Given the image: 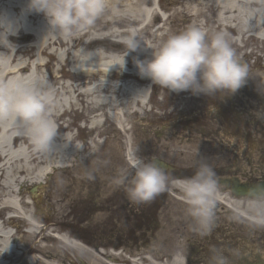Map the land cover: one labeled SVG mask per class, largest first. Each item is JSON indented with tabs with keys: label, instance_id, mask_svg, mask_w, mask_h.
Segmentation results:
<instances>
[{
	"label": "bare ground",
	"instance_id": "1",
	"mask_svg": "<svg viewBox=\"0 0 264 264\" xmlns=\"http://www.w3.org/2000/svg\"><path fill=\"white\" fill-rule=\"evenodd\" d=\"M26 3L27 0H0V13L18 16ZM108 5V10L91 29L73 36L57 32L45 35L47 22L43 14H28L25 27L19 35L9 37L17 44V49L9 50L0 46V84L16 79L33 83L46 78L41 72L42 67L47 65L42 64L45 56L56 58L59 66L68 59L73 62L72 74L69 75L73 82H60L56 86L46 78L50 87L45 88L44 92L50 98L49 111L59 132L56 152L44 154L36 151L29 138L22 134L23 127L12 114L0 118V264H63L67 257L65 247L84 252L78 240L67 234L57 233L54 236L53 231L45 225H38L39 219L32 210L36 203L33 197L27 195L26 188L31 185L36 186L34 190H44V197L52 199L58 213L64 218L69 206L77 203L75 193L68 191L71 180L69 172L73 170L78 180V199L86 203L90 210L89 222H96L105 216L103 210L109 209L111 204L114 171L122 163L121 148L124 149L123 157L127 159L126 149L131 147L129 141L134 142V135L138 131L132 119L146 115L151 88L167 90L148 78H142L134 57L150 58L151 52L157 50L170 35L180 33L191 25L200 26L209 36L218 31L229 33L232 46L240 52L246 46L244 40L255 39L264 43V0H187L181 5L182 13L186 12L189 23L168 27L165 25L170 24L171 16H162V5L156 0H108ZM158 19H163L162 25L149 31ZM208 22L211 23L209 26ZM163 29L164 32L159 33ZM131 31L137 33L145 49L130 53L126 57V70L119 71V66L113 65L123 61L127 53L124 39ZM23 36L30 39L24 40ZM81 50L92 54L91 60L82 66V70L77 69L73 58V53ZM248 68L249 71L252 69L250 66ZM121 78L122 81H118ZM248 79H256V88L264 91V75H256L251 71ZM170 92L175 96L186 97L188 91ZM188 101L195 103L193 108L196 105L200 109L199 119L209 114L206 109L208 103L205 105L203 99L195 101L186 98L180 101L183 108L176 106L165 113H156V119L186 114L189 110ZM73 111L76 117L73 123L81 118L77 126L88 134L86 146L84 139H79L71 129L73 124L69 118ZM148 125H140L143 133L149 130ZM193 128L186 136H180L179 131L174 130L165 133L160 141L151 139L148 141V152L178 164L198 157L202 148L209 145V139L206 135L203 138L195 134L196 127ZM82 153L88 155L87 164H77ZM51 174L54 179L44 187L42 180ZM182 183L176 181L174 185L181 190ZM97 191L102 194L100 201H97ZM172 195L174 199H169L163 213V218L171 222V228L176 217L181 214V200L184 201L183 194ZM217 200L225 207L249 217L240 206H250L253 200L236 202L221 193H217ZM21 226L27 228L23 240L13 230ZM169 243L166 239L164 246L173 251L171 263L185 264L183 243L177 239ZM91 256L93 264H104L103 256L108 257V264H167L161 262L156 249H141L138 254L126 250H102Z\"/></svg>",
	"mask_w": 264,
	"mask_h": 264
},
{
	"label": "rangeland",
	"instance_id": "2",
	"mask_svg": "<svg viewBox=\"0 0 264 264\" xmlns=\"http://www.w3.org/2000/svg\"><path fill=\"white\" fill-rule=\"evenodd\" d=\"M156 1L160 2L162 5V8H160L162 16H171V21L169 20L170 24H166V27L174 24H182L185 26L189 23L188 18H186V12L182 13L183 6L181 5V2L187 0H180L179 3L177 0ZM177 10L178 12L175 13ZM202 18L203 17L201 16L200 19ZM173 19L174 21L172 22ZM162 23L163 19H158L154 25L150 27L149 31L162 25ZM210 24L211 23L208 22V26ZM130 28H133V26L130 25ZM162 32H164V29L159 33ZM232 37H234L233 34ZM22 38L24 40L30 39L27 36H23ZM146 38L149 37L146 36ZM244 42L243 43L246 46L242 49L243 51H236L238 57L243 63L252 68L249 72L254 71L256 75H264V43L255 39L244 40ZM239 43L241 44L240 41ZM244 53L249 55L245 56ZM72 63V60L68 59L64 65L62 64L59 66L56 58L45 56L42 64L47 65L42 67L41 72L52 85L58 86L60 82L66 81L73 82L69 76L72 74L73 70ZM48 77H50V79ZM118 81H122V78ZM154 90L155 93L147 107L146 115L132 119V124L138 131L137 134L134 135V142L129 141L131 147L128 150L126 149V154L128 153L127 159L123 157L124 149L121 148L122 163L114 171L111 204L109 209L103 210V212H105L103 218L93 223L89 222L88 218L90 210L86 203L80 202L78 199L80 196L77 194L78 180L73 175V170L69 172L71 180L69 182L68 191L69 193H75L77 196V203L69 206V210L66 212L67 215L64 218L58 213L57 207L52 199L44 197V190H34L36 186L31 185L29 188H26L27 195L33 197L35 200L36 204L35 206L33 205L32 210L36 213V216L39 219L38 223L40 225L44 224L45 227L50 231L52 230V233L54 234H67L70 238L78 240L82 245V250L84 252L65 247L67 250V257L63 264H93L90 261V259H93L91 255L102 250L105 252L109 250H126L130 253H140L135 247H142L147 250L156 249L161 257L160 259L162 263L167 262V264H172L171 257L173 256V251H169V247L164 246L166 239H168V245H170L169 242L174 239L183 243V254L186 264L192 263V260L195 258H199V261L202 263L209 264V257H213L214 254L222 256L225 260V264H238L239 238H242L244 241L248 240L250 242H256L257 246L251 245L250 243L245 244V242L242 244V246L248 247L250 250L253 249L256 251L255 248H264V244L260 243V240L264 239V223L252 221L240 213L228 207H224V205L218 200L214 209V223L212 230L208 235L201 236L192 230L190 227L191 221L186 215V206L182 200L180 207L181 214L176 217L174 224L172 225L173 228H171V222L163 218V213L169 203V199H174L172 193L178 195L183 194L181 190L176 189L174 181L179 179L181 182H184L185 179L194 174L196 168L201 163H206L210 168H215L219 165V167L226 166L228 169L227 175H232L235 172L234 169L236 166L231 156V150L235 147L234 144H237L236 142L239 144V139L234 136V132H238L236 126L239 121L234 116L231 117V120L227 118L225 120L224 117L220 116V113L217 114L215 107H220L223 102L238 103L239 92L231 95L218 93L216 96L208 97L202 94L193 95L191 91H188L186 97H183L180 95L175 96L168 89L163 90L160 87H157ZM186 98L195 101L203 99L205 105L208 103L206 109L209 110V114L207 115L206 113L204 119H199L197 116L200 109L196 107V105L193 108L192 105L195 103L188 101L187 108L189 110L186 114H180L176 117H170L164 120L156 119V113H165L176 106L183 108L180 101ZM74 114L75 111L70 114V118L68 117L73 124L71 129L79 139H84L86 146L89 141L88 134L85 130L78 131L79 128L77 124L80 122L81 118L76 119V122L73 123V120L76 118ZM144 123L149 124L147 126L149 130L145 133L142 132L140 127V125ZM219 125L220 131L217 129ZM193 127H196L195 134H199L203 138L205 137L203 132L200 131L201 128L202 130L205 129V134L209 129L210 132H213L209 136L211 142H209V145H205V147L202 148L201 154L198 157H195L186 163L178 164L170 163L169 161H165L161 156L148 152V141H151V139H153V141H160L165 136V133L173 132L174 130H178L180 136H186L190 129L193 131ZM206 136L208 135L206 134ZM185 138L188 139V137ZM217 139H223V142L226 144L224 146L223 154L219 150L217 153L213 150V144L217 142ZM87 156V153H82L77 160V164L83 162H86L87 164ZM155 158H162V160L171 167L169 169H164L169 177V183L166 190L159 193L149 202H134L130 200L125 190V186L119 185L116 182L119 178V170L126 169L131 177L135 173V166L138 161L150 162ZM52 179H54V175L51 174L50 176H46V178L42 180V185L44 187L48 186V183ZM72 182H74V185H71ZM217 189V193H221V195L224 196L226 195L227 198L236 202L246 203L247 201L252 200L251 198L237 197L232 194L231 191L219 185H217ZM50 192L52 193L53 190H50ZM97 193H99V191H97ZM97 198V201H100L102 194L99 193ZM240 207L248 215H251L247 210V207L249 206L243 205ZM91 224L94 227H92ZM110 225H112V227ZM135 225H143V227L146 228L143 236L139 237V235H132V230ZM16 231V235L23 240V226L16 227ZM85 251L89 254H85ZM102 261L104 264H108L109 259L108 257L103 256Z\"/></svg>",
	"mask_w": 264,
	"mask_h": 264
},
{
	"label": "clouds",
	"instance_id": "3",
	"mask_svg": "<svg viewBox=\"0 0 264 264\" xmlns=\"http://www.w3.org/2000/svg\"><path fill=\"white\" fill-rule=\"evenodd\" d=\"M108 0H27L18 16L0 13V46L16 50L17 44L10 40L25 27L28 14H43L47 22L46 34L57 32L73 36L91 29L108 10ZM127 53L119 66L126 70V57L145 47L135 31L125 39ZM77 69L87 64L92 54L81 50L73 53ZM138 74L153 83L174 92L191 91L193 95L216 96L218 93L235 94L248 80L249 68L238 57L232 46L230 34L218 31L209 36L200 26L191 25L184 31L170 35L150 58L134 57ZM50 87L46 78L33 83L21 79L0 84V118L12 114L23 127V133L34 149L44 154L56 152L58 126L49 111L50 98L44 89ZM117 184L124 185L134 202H149L166 190L169 177L157 162L138 161L131 177L126 169L119 170ZM180 189L184 196L185 211L190 227L199 235H208L214 223L217 202V180L206 163H201L194 174L185 179ZM253 203L247 207L255 217L264 216V197L250 190ZM213 264H225L218 254Z\"/></svg>",
	"mask_w": 264,
	"mask_h": 264
},
{
	"label": "flooded vegetation",
	"instance_id": "4",
	"mask_svg": "<svg viewBox=\"0 0 264 264\" xmlns=\"http://www.w3.org/2000/svg\"><path fill=\"white\" fill-rule=\"evenodd\" d=\"M250 85L251 83L247 81L245 86H242L239 91L238 103L223 102L220 107H215V110L225 120L226 118L231 120V117L234 116L239 121L236 126L238 132H234V136L239 139V145L235 144V148L231 150V156L236 165L234 173H239V177L243 182L256 184L264 179V91L257 90ZM217 129L220 131V125ZM212 133L210 129L207 130L208 139ZM225 145L223 139H217V142L213 144V150L216 153L219 150L223 154ZM219 166L211 168L216 180L228 170L226 166ZM132 231L134 235L141 237L144 235L146 228L143 225H135ZM244 242L245 244L250 243L257 246L256 242L244 241L239 238L238 264H264V248L258 247L255 248L256 251L250 250L248 247L242 246ZM260 243L264 244V239H261ZM212 258L209 257V264H213ZM190 264L205 263L200 262L199 258H195Z\"/></svg>",
	"mask_w": 264,
	"mask_h": 264
},
{
	"label": "water",
	"instance_id": "5",
	"mask_svg": "<svg viewBox=\"0 0 264 264\" xmlns=\"http://www.w3.org/2000/svg\"><path fill=\"white\" fill-rule=\"evenodd\" d=\"M157 162H158L159 165L161 164V166L165 167V165L162 162H160V161H157ZM221 183L229 185L231 183V181L226 179V180H222ZM260 185H264V182L260 183L257 186H260ZM246 187H248V186H246L244 184H240V183L235 181L233 183V185L231 186V189L233 190V192L236 195H249V196H251L250 188L248 187L249 189H248V191H246Z\"/></svg>",
	"mask_w": 264,
	"mask_h": 264
},
{
	"label": "snow or ice",
	"instance_id": "6",
	"mask_svg": "<svg viewBox=\"0 0 264 264\" xmlns=\"http://www.w3.org/2000/svg\"><path fill=\"white\" fill-rule=\"evenodd\" d=\"M250 190H255L257 193H259L261 195V197H264V185H260V186H249ZM246 191H248V189H246ZM258 223H264V216H262V218L257 221Z\"/></svg>",
	"mask_w": 264,
	"mask_h": 264
}]
</instances>
